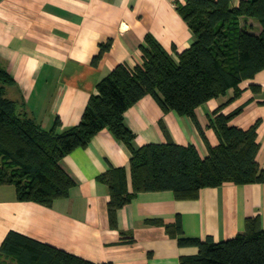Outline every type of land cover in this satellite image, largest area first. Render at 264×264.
Masks as SVG:
<instances>
[{"label":"crops","instance_id":"0c3cea01","mask_svg":"<svg viewBox=\"0 0 264 264\" xmlns=\"http://www.w3.org/2000/svg\"><path fill=\"white\" fill-rule=\"evenodd\" d=\"M240 1L230 0V6ZM185 2L0 0V68L13 79L5 87L6 96L43 129L51 128L56 117L61 129L76 125L101 78L118 64L133 68L142 63L140 46L147 34L174 58L192 44L193 33L177 10ZM242 21L251 31H260L256 20ZM107 41L109 49L93 64L99 46ZM251 84L260 90L252 91ZM240 87V96L223 112L240 108L231 123L241 129L259 122L256 159L264 170V69ZM233 93L230 89L195 108L205 139L189 117L163 110L153 96L145 95L124 113L126 126L135 134L133 147L192 144L205 157L206 142L219 143L210 126L212 112ZM130 157L129 148L105 128L59 161L75 185L68 197L50 207L19 201L13 185H0V245L9 231H16L95 263L179 264L198 248L180 246L177 237L169 235L166 226L173 227L177 219L182 237H211L214 242L243 232L247 218L258 216L264 227V183L230 182L203 188L194 199H177L170 190L139 192L117 209L111 223L109 185L101 177L124 167L131 191ZM0 264L16 262L0 253Z\"/></svg>","mask_w":264,"mask_h":264},{"label":"trees","instance_id":"16d2710c","mask_svg":"<svg viewBox=\"0 0 264 264\" xmlns=\"http://www.w3.org/2000/svg\"><path fill=\"white\" fill-rule=\"evenodd\" d=\"M177 10L194 36L192 44L174 58L151 35L140 46L142 63L133 68L118 64L96 85L79 122L61 129L55 118L43 129L16 102L6 96L5 87L13 82L0 68V185H13L19 201L47 207L68 197L75 182L59 161L103 129L130 150V185L124 167L112 168L101 179L109 185L108 212L111 223L117 209L137 193L170 190L177 199H194L203 188L230 182L237 185L264 183V170L257 162L256 121L247 129L231 123L240 108L223 112L244 88L240 84L264 69V0H241L235 7L230 0H186ZM252 18L260 25L255 33L242 19ZM110 47L102 43L93 56L96 64ZM252 91L260 90L251 84ZM233 96L217 107L210 118L219 143L206 142L207 155L201 157L192 144L151 143L133 147L135 134L126 126L124 113L135 102L150 94L163 110H174L189 117L201 137L204 133L194 111L207 101ZM156 222V221H154ZM166 230L177 237L180 246H196L198 252L183 256L179 264H264V227L258 216L247 218L245 230L236 236L214 242L182 237L179 220ZM0 253L16 264H111L91 262L50 244L16 231H9Z\"/></svg>","mask_w":264,"mask_h":264}]
</instances>
